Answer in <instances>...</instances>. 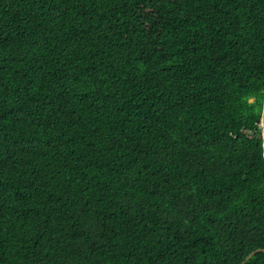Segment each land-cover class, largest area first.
I'll list each match as a JSON object with an SVG mask.
<instances>
[{"label": "trees", "instance_id": "trees-1", "mask_svg": "<svg viewBox=\"0 0 264 264\" xmlns=\"http://www.w3.org/2000/svg\"><path fill=\"white\" fill-rule=\"evenodd\" d=\"M256 250L264 0H0V264Z\"/></svg>", "mask_w": 264, "mask_h": 264}, {"label": "water", "instance_id": "water-1", "mask_svg": "<svg viewBox=\"0 0 264 264\" xmlns=\"http://www.w3.org/2000/svg\"><path fill=\"white\" fill-rule=\"evenodd\" d=\"M259 252H264V250H256L254 252H251L240 264H245L247 261H249L255 254Z\"/></svg>", "mask_w": 264, "mask_h": 264}]
</instances>
